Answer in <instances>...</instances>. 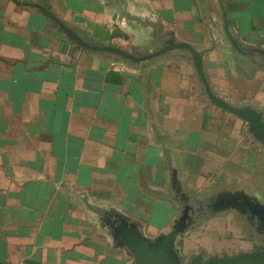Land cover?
<instances>
[{
    "label": "crops",
    "instance_id": "crops-1",
    "mask_svg": "<svg viewBox=\"0 0 264 264\" xmlns=\"http://www.w3.org/2000/svg\"><path fill=\"white\" fill-rule=\"evenodd\" d=\"M26 4L85 39L75 17L118 25L113 44L136 55L171 32L204 53L217 96L264 113V56L225 32L264 52V0H0V264H133L106 218L154 239L186 206L264 204V148L209 103L186 52L132 64L78 48Z\"/></svg>",
    "mask_w": 264,
    "mask_h": 264
},
{
    "label": "water",
    "instance_id": "water-1",
    "mask_svg": "<svg viewBox=\"0 0 264 264\" xmlns=\"http://www.w3.org/2000/svg\"><path fill=\"white\" fill-rule=\"evenodd\" d=\"M40 10L47 18L52 20L57 28L78 48H84L93 52L111 55L119 60L132 64L150 62L166 57L172 52L183 51L193 64L198 80L203 88V95L210 104L242 120L253 140L264 148V113L253 106H236L217 96L208 81L204 70V53L196 51L192 46L177 42L175 35L166 33L162 48L146 55H136L125 51L113 44L119 38H126V34L118 25L113 27L100 26L86 18L75 17L74 21L84 24L90 32V37L85 39L82 35L71 30L64 22L57 18L49 9L36 5L26 4ZM226 28V27H225ZM226 35L235 50L243 56L258 53L264 56L261 50L244 51L233 40L227 31ZM89 39V40H88ZM208 212L215 214L220 211H234L246 216L251 223L254 222L257 231H264V204L256 198L242 193H234L222 196L208 206ZM191 208L186 206L182 215L175 221L170 231L162 233L154 239L145 237L141 227L121 216H110L104 221L117 248L123 249L131 258L133 264H264V250H255L229 255H213L205 257L203 252L191 256L186 262L180 255L177 243L182 236L191 230L193 218L190 215Z\"/></svg>",
    "mask_w": 264,
    "mask_h": 264
},
{
    "label": "rangeland",
    "instance_id": "rangeland-1",
    "mask_svg": "<svg viewBox=\"0 0 264 264\" xmlns=\"http://www.w3.org/2000/svg\"><path fill=\"white\" fill-rule=\"evenodd\" d=\"M200 194L195 196L200 199L208 196ZM196 220L191 230L177 243L184 262L200 252L209 257L264 250V231H257L254 222L251 223L244 215L230 210L215 214L205 212L198 215Z\"/></svg>",
    "mask_w": 264,
    "mask_h": 264
},
{
    "label": "flooded vegetation",
    "instance_id": "flooded-vegetation-1",
    "mask_svg": "<svg viewBox=\"0 0 264 264\" xmlns=\"http://www.w3.org/2000/svg\"><path fill=\"white\" fill-rule=\"evenodd\" d=\"M205 205L207 206V204H204V203L197 204L196 205V207H197L196 209H198L200 206H202L203 208H205L206 207ZM205 212H207V209H204L202 213H205ZM197 214L198 215H201V213L198 212L197 210L196 211H190V215H192L193 219H196Z\"/></svg>",
    "mask_w": 264,
    "mask_h": 264
}]
</instances>
